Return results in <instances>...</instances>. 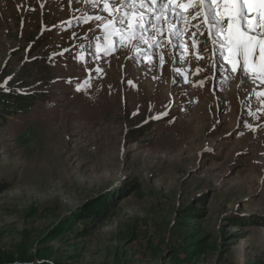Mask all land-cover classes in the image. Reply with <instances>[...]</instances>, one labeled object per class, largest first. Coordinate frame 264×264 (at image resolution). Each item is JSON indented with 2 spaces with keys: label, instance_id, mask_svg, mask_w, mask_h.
I'll list each match as a JSON object with an SVG mask.
<instances>
[{
  "label": "rangeland",
  "instance_id": "1",
  "mask_svg": "<svg viewBox=\"0 0 264 264\" xmlns=\"http://www.w3.org/2000/svg\"><path fill=\"white\" fill-rule=\"evenodd\" d=\"M92 3L0 0V89L31 95L23 112L0 120V254L33 264H188L171 235L177 224L202 242L190 264H264V138L247 131L264 121V76L249 73L261 85L253 90L201 45L191 57L207 68L195 79L205 82L186 80V68L170 83L171 55L152 65L136 54L145 46L110 50L116 32L109 38L95 15L107 23L112 6L91 12ZM171 91L174 110L155 120L172 110ZM120 187L128 190L109 220H80Z\"/></svg>",
  "mask_w": 264,
  "mask_h": 264
},
{
  "label": "snow or ice",
  "instance_id": "2",
  "mask_svg": "<svg viewBox=\"0 0 264 264\" xmlns=\"http://www.w3.org/2000/svg\"><path fill=\"white\" fill-rule=\"evenodd\" d=\"M109 3L112 9L107 23L101 15H95V20L104 24L109 38L119 31L136 46L155 49L164 44L177 50L186 36L191 37L188 43L197 48L203 43L207 49L210 40L219 55L227 52L229 74L239 73L241 84H252L254 90L256 81L249 73L264 76V0H93L89 11L94 12L102 4L100 10L109 12ZM164 24L168 25L166 34L161 31ZM197 35L205 39L201 42L195 39ZM153 36L157 38L155 42ZM159 62L164 63L163 55Z\"/></svg>",
  "mask_w": 264,
  "mask_h": 264
},
{
  "label": "trees",
  "instance_id": "3",
  "mask_svg": "<svg viewBox=\"0 0 264 264\" xmlns=\"http://www.w3.org/2000/svg\"><path fill=\"white\" fill-rule=\"evenodd\" d=\"M15 81L16 83H18L19 77H17ZM23 88L24 87L22 88L16 87L14 90H9L10 88L0 89V93H1L0 120L2 119L3 122L6 123L7 118L10 117V115L17 116L19 115L20 112H23L27 108V105H24L23 101L27 100V96H31V95H23L22 94V92H24ZM2 184L0 185V193L8 189V186L6 184L4 185ZM131 185L133 186L134 184L131 183ZM127 190L128 189L125 190L124 187L122 188L120 187V189L118 190V194H119L118 196L113 194L112 196H110V198L108 197L107 200H100L96 202L90 208L85 207L83 210L82 218H80V220L90 219V221L92 222L91 225H96L97 227H99L101 224L109 220L114 215V211L116 210V207L118 206L120 199H123L124 197L123 196L121 198L120 195L122 194V192L127 191ZM193 215L197 216V214L191 212L188 216V219L195 217ZM72 219L74 222L78 221V217L75 216V217H70L67 220V222ZM66 226H71V222L70 224L69 222L64 223L61 230L63 231L65 229H68ZM177 229H178L177 224H174V226L172 227L173 233L171 235H173L175 244L183 245L181 249L183 250V253L185 254V257H186L184 261L190 264L194 255H200L199 254V251H200L199 244L202 242H199V241L193 242L194 240L187 238L186 233L181 227L178 230ZM182 241H184L186 244H183ZM177 259H178V255H177ZM16 263L17 264H33V260L28 259L26 255L24 254H21L18 257L10 256L9 254H5V253L0 254V264H16ZM36 264H51V263L44 262V263H36Z\"/></svg>",
  "mask_w": 264,
  "mask_h": 264
},
{
  "label": "bare ground",
  "instance_id": "4",
  "mask_svg": "<svg viewBox=\"0 0 264 264\" xmlns=\"http://www.w3.org/2000/svg\"><path fill=\"white\" fill-rule=\"evenodd\" d=\"M82 2V1H81ZM84 3V2H83ZM87 3H88V1H87ZM82 4V3H81ZM104 15V14H103ZM167 30H168V28H167ZM167 30H166V33H167ZM166 40H167V36H166ZM172 43L173 44H175V41L173 40L172 41ZM170 47V52L172 53V50H174L175 48H173V47H171V46H169ZM201 47V46H200ZM193 48H196L195 46H193L192 44H188V47H187V54H189V55H191L192 53V49ZM202 48H204V47H202ZM201 48V49H202ZM181 49V48H180ZM197 49V48H196ZM200 49V48H199ZM200 49V50H201ZM194 50V49H193ZM207 50H209V52H211L212 53V62H213V64L215 65V62H216V64H217V67L218 66H220L221 68H220V70L222 71V70H226V72H225V74L227 73L228 74V70L231 68V65L228 63V60L225 58L226 56H227V53H224V55H223V57L221 56V55H219L218 54V51L216 50V49H214L213 47H212V45L211 44H209V47L207 48ZM184 54H186L184 51H182ZM203 53V52H202ZM158 54L160 55V54H162V52H161V50H158ZM206 54V53H205ZM196 55H197V53H196ZM199 57V56H198ZM173 58H175V60L176 61H178L177 60V57H174L173 56ZM192 58H190V60H191ZM197 59V58H196ZM193 60V59H192ZM220 60H222L223 61V63H217V61L218 62H220ZM185 61V60H184ZM204 69L207 71V68L206 67H204ZM125 71V70H124ZM223 73V72H222ZM238 78H240V77H238ZM237 82H240V79H238V81Z\"/></svg>",
  "mask_w": 264,
  "mask_h": 264
},
{
  "label": "water",
  "instance_id": "5",
  "mask_svg": "<svg viewBox=\"0 0 264 264\" xmlns=\"http://www.w3.org/2000/svg\"><path fill=\"white\" fill-rule=\"evenodd\" d=\"M38 263H44V262H38Z\"/></svg>",
  "mask_w": 264,
  "mask_h": 264
}]
</instances>
